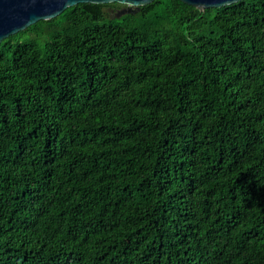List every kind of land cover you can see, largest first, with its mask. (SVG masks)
Here are the masks:
<instances>
[{"label": "trees", "instance_id": "obj_1", "mask_svg": "<svg viewBox=\"0 0 264 264\" xmlns=\"http://www.w3.org/2000/svg\"><path fill=\"white\" fill-rule=\"evenodd\" d=\"M122 6L0 42V264H264V0Z\"/></svg>", "mask_w": 264, "mask_h": 264}, {"label": "water", "instance_id": "obj_2", "mask_svg": "<svg viewBox=\"0 0 264 264\" xmlns=\"http://www.w3.org/2000/svg\"><path fill=\"white\" fill-rule=\"evenodd\" d=\"M152 0H0V42L7 36L14 34L40 19H49L66 7L79 2L109 3L118 2L122 7L114 10L108 8L111 18H119L126 13L136 12L141 5ZM200 10L209 7H220L235 3L239 0H181Z\"/></svg>", "mask_w": 264, "mask_h": 264}]
</instances>
